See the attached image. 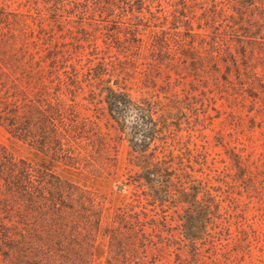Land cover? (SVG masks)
Listing matches in <instances>:
<instances>
[{"label":"trees","instance_id":"1","mask_svg":"<svg viewBox=\"0 0 264 264\" xmlns=\"http://www.w3.org/2000/svg\"><path fill=\"white\" fill-rule=\"evenodd\" d=\"M11 1L0 0V126L11 138L52 154L55 161L74 165L75 154L64 149L65 143L70 147L89 130L77 114L66 109L60 95L64 96L65 87L75 99L81 83L67 75L65 80L58 79L61 85L52 97L55 102L44 99L43 90L37 100L20 103L16 85H5L3 81L10 77L8 70L15 71L17 43L28 34L30 21L34 22L35 16H52L54 8L64 10L57 13L58 18H78L81 28L89 16L119 18L123 26H107L106 31L128 38L117 39L112 47L119 55L154 56L160 68L173 67L176 56L196 60L197 46L202 45L199 47L209 52L205 64L216 80L223 62L226 85L240 87L239 93L231 95L232 109L249 104V115H264V0H30L23 5L26 12L20 10L22 5L12 9ZM39 5L44 10L32 13ZM90 5L98 14L88 12ZM152 8L161 9L153 12ZM195 8L201 10L199 15ZM195 19L200 25L197 31L192 22ZM80 31L81 35L88 33ZM126 64L119 63L117 72L126 75ZM108 67L105 62L96 65L92 78L102 79ZM126 100L113 96L118 113L131 105ZM139 110L150 120L147 111ZM258 149L250 153L234 149L229 153L234 173L227 176V187L250 180L247 191L264 192V147ZM160 175L155 170H144L135 184L140 190L142 182L147 183L148 191L143 188V192H147L146 200L154 208L165 207L168 197L167 184L159 179ZM48 176L0 146V264H207L203 249H217L218 243L233 239V226L236 232L247 234L248 226L233 223L237 209L230 205L219 209V203L195 185L183 201L190 208L171 220L143 209L140 196L119 207L105 230V250V244L99 242L104 219L101 198L88 188L54 177L50 181ZM68 191L71 202L64 197ZM76 193L81 196L73 198ZM232 194L227 191L228 201ZM165 254L169 258H163ZM214 256L219 261L222 253L216 251Z\"/></svg>","mask_w":264,"mask_h":264},{"label":"rangeland","instance_id":"2","mask_svg":"<svg viewBox=\"0 0 264 264\" xmlns=\"http://www.w3.org/2000/svg\"><path fill=\"white\" fill-rule=\"evenodd\" d=\"M29 1L12 0L11 8L22 5L20 10L26 12L23 5ZM38 8L42 5L33 7L32 13L44 10ZM160 9L152 8V11ZM193 10L197 15L201 13L199 8ZM88 12L98 14L92 5ZM50 13V17L35 16L34 22L30 21L28 34L17 43L15 71L8 70L10 77H4L3 81L7 82L5 85H16L20 103L37 100L43 90L44 99L55 102L52 97L61 85L58 79L73 76L81 83L77 97L70 98L65 87L64 96L60 95L66 109L77 114L79 122L87 124L89 130L70 147L65 143L64 149L75 154L74 165L55 161L52 154L11 138L1 126L0 146L16 158L30 162L36 171L48 173L50 181L54 177L97 193L104 202L99 242L105 244V250L108 246L105 230L119 207L140 196L143 209L171 220L190 208L183 201L196 185L219 203V209L224 210L228 205L237 209L234 225L248 226L247 234L236 232L233 226V239L222 245L216 243L217 249H203L206 263L264 264V192L247 191L250 180L233 182L230 188L225 183L227 176L234 173L229 158L231 151L244 149L250 153L258 146L260 150L264 147V130H260L264 129V115H249V104L232 109L231 95L241 90L239 85H226L223 62L217 81L205 64L209 52L200 48L199 39L197 61L176 56L173 67L160 68L154 56L119 55L112 47L117 39L128 38L106 31L107 26L122 27L119 18L89 16L81 28L78 18L56 17L57 13H64L61 8ZM118 13L116 10L115 14ZM192 22L197 31L198 20ZM80 30L88 33L81 35ZM23 46V52L19 51ZM93 49L98 52L93 53ZM104 62L109 67L97 81L92 78V72ZM119 63H127L126 75L117 72ZM114 95L125 97L131 105L122 107L118 113L113 104ZM140 108L147 111L150 120L144 118ZM148 169L161 173L159 179L167 184L165 207L154 208L147 202V192H143V188L148 191L145 181L143 188H136L142 171ZM227 191L233 193L230 201ZM70 196L69 191L64 193L68 201ZM80 196L76 193L73 198ZM171 223L176 225V221ZM216 251L222 253L219 261L214 260ZM163 258L169 257L165 254Z\"/></svg>","mask_w":264,"mask_h":264},{"label":"water","instance_id":"3","mask_svg":"<svg viewBox=\"0 0 264 264\" xmlns=\"http://www.w3.org/2000/svg\"><path fill=\"white\" fill-rule=\"evenodd\" d=\"M119 189H120V190H122V189H123V187L121 186V187H119Z\"/></svg>","mask_w":264,"mask_h":264}]
</instances>
